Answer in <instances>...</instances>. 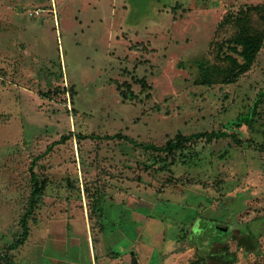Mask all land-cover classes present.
Wrapping results in <instances>:
<instances>
[{
  "label": "rangeland",
  "instance_id": "rangeland-1",
  "mask_svg": "<svg viewBox=\"0 0 264 264\" xmlns=\"http://www.w3.org/2000/svg\"><path fill=\"white\" fill-rule=\"evenodd\" d=\"M245 41L253 66L227 82ZM263 91L264 0H0V264H190L192 214L231 226L211 250L264 264V98L225 127ZM33 162L29 236L2 259Z\"/></svg>",
  "mask_w": 264,
  "mask_h": 264
},
{
  "label": "trees",
  "instance_id": "trees-1",
  "mask_svg": "<svg viewBox=\"0 0 264 264\" xmlns=\"http://www.w3.org/2000/svg\"><path fill=\"white\" fill-rule=\"evenodd\" d=\"M242 48L243 50L240 52L236 48H234V50L243 58V62L239 63L238 61H236L235 67L228 75L227 82L235 81L241 74L249 71L253 66L254 58L256 56V53L258 52L259 47L256 46V43L253 44L245 41L242 43ZM132 95L133 94H130V96ZM263 98L264 91L258 95V98L254 101V105L251 107L250 111L246 114H240L234 120L229 121L225 126L226 129L232 130V127L239 128L242 125H252L257 113L258 104L260 103V101H262ZM234 134L236 137V133H233L232 135ZM203 136H205L208 140H219L230 136V134L229 131H219L212 133H198L194 135V137L196 138H200ZM191 138L192 136L180 137L176 140H169L166 146L160 148L151 144L141 145L147 149L171 152L173 148H179L183 141H187ZM49 150L50 147L48 151ZM34 164L35 162H33L32 166L30 167V171L32 172L33 188L30 192L28 207L21 218L22 233L15 243L8 246L7 253L3 256L2 259H8L9 257L7 256L13 251L17 250L18 247L21 246L29 236L28 218L33 214L35 203L41 196V188L38 183V178L37 175L33 172ZM192 217L196 220L193 229L189 234H184L183 236L184 239H186V237L188 238L189 245H197L196 260L190 264H211L210 262L212 259H217L222 264H235V262L237 261V254L230 251V247L227 243L218 252L211 250V243H213L215 240H225L226 236L231 235V226L225 225L224 227L220 225V222L212 219H210L209 222L206 223V218L201 217L197 214H192ZM202 221H204L203 226H201ZM210 222L211 224H213V229H208V224ZM220 228L222 230L221 232H219ZM233 238L237 242V245L239 247L245 249L246 253L257 252L259 250L258 236L248 224H246V227L242 229V234H240V236H233Z\"/></svg>",
  "mask_w": 264,
  "mask_h": 264
},
{
  "label": "water",
  "instance_id": "water-1",
  "mask_svg": "<svg viewBox=\"0 0 264 264\" xmlns=\"http://www.w3.org/2000/svg\"><path fill=\"white\" fill-rule=\"evenodd\" d=\"M136 263V259L134 258V260H133V264H135Z\"/></svg>",
  "mask_w": 264,
  "mask_h": 264
}]
</instances>
